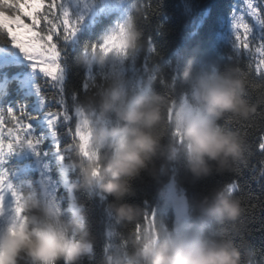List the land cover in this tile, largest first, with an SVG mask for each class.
Masks as SVG:
<instances>
[{
	"label": "trees",
	"instance_id": "trees-1",
	"mask_svg": "<svg viewBox=\"0 0 264 264\" xmlns=\"http://www.w3.org/2000/svg\"><path fill=\"white\" fill-rule=\"evenodd\" d=\"M129 2L130 22L127 30L130 24H135L141 34L140 48L132 56L123 48L114 52L106 49L109 62L103 68L83 66V61L91 59L92 54L98 51L105 53L99 46L93 49L86 44L72 57L70 68L74 71L69 74L67 84L69 103L71 89L79 90L81 80L86 77L85 90L80 93L76 102L74 138L62 153L64 158L51 161L54 171L57 169L66 183L59 192L60 198H66L60 213L65 218L82 215L93 240V250L82 260V264H142L130 259L134 245L139 243L159 246L176 234L177 227L169 197L171 187L177 194L189 198L190 222L197 218V206L200 202L205 199L210 201L217 191L223 190L239 199L243 208L240 218L235 223L207 221L203 236L220 239V234L224 233L225 238L230 239L241 252L242 264H257L259 249L254 250L249 240L257 247L264 246V230H259L264 225V210L260 207L249 208L247 205L264 204V180L260 184L254 180L259 173L261 160V154L256 149L259 135L256 126L264 127V86H254L242 66L228 59L233 51V22L229 13L237 0H202L201 7L187 20L186 29L183 28L184 18L175 8L176 0H162L161 15H168L170 20L164 34L159 37L154 34L159 17L153 21V25L145 19L151 0ZM70 6L71 2L67 0L66 9L77 15V10L67 8ZM198 24L197 34L191 35ZM109 25L106 18L101 17L96 32L99 33ZM150 33L153 34L151 39ZM104 37L105 34L99 37L101 42ZM87 38L82 37L81 43ZM115 55L119 56L114 57ZM186 70H190L193 76L230 75L244 81L243 98L256 107L255 114L246 121L226 116L219 122L224 130L243 139L244 162L234 165V170L230 172H217L213 165V171L209 175L196 178L188 170L182 151L172 161L166 156L158 155L149 170L142 172L131 182L134 194L122 201L139 210L138 219L132 223L118 221L109 207L114 203L113 199L105 198L96 189L85 187L82 176V169L87 167L90 160L95 159L102 164L111 155L109 145L101 148L94 141V136L101 127H112L118 123L114 113L101 118L100 100L106 90L117 83L128 96L147 93L162 97L165 101L164 122L158 129L161 146L165 150L169 144L182 147L174 117L179 108H187L191 104L190 90L182 79ZM75 71L80 74L77 75ZM13 96L25 101L29 107L35 103L33 97L20 92ZM241 171L243 175L239 176ZM216 178L225 182L216 183ZM233 178L240 182L236 193L229 190L226 182ZM71 200L73 207L70 206ZM28 215L27 213V218ZM17 264L32 262L22 256Z\"/></svg>",
	"mask_w": 264,
	"mask_h": 264
},
{
	"label": "clouds",
	"instance_id": "clouds-1",
	"mask_svg": "<svg viewBox=\"0 0 264 264\" xmlns=\"http://www.w3.org/2000/svg\"><path fill=\"white\" fill-rule=\"evenodd\" d=\"M140 38L135 24H130L126 33L115 38L116 47L132 56L140 48ZM108 62L109 57L98 51L85 59L83 66L103 68ZM182 79L191 93V104L179 108L174 117L182 147L169 144L165 150L161 146L162 97L147 93L128 96L117 83L100 100L101 118L114 113L118 123L101 127L94 141L101 148L109 145L111 155L102 164L90 160L82 176L85 187L113 199L109 207L118 221L138 219L139 210L122 201L134 194L131 182L148 171L158 155L172 161L182 151L188 170L196 178L209 175L213 165L217 172H230L244 162L243 139L219 123L226 116L246 121L255 114L256 107L243 98L244 81L230 75L193 76L190 70ZM24 209L29 215L23 225L0 231V264H17L22 256L32 264H82L91 254L93 240L82 215L65 218L37 200L26 201ZM242 212L239 199L217 191L210 201L200 202L197 218L177 234L159 246L137 243L130 259L142 264H242L241 252L224 233L220 239L203 236L207 221L235 223Z\"/></svg>",
	"mask_w": 264,
	"mask_h": 264
},
{
	"label": "snow or ice",
	"instance_id": "snow-or-ice-1",
	"mask_svg": "<svg viewBox=\"0 0 264 264\" xmlns=\"http://www.w3.org/2000/svg\"><path fill=\"white\" fill-rule=\"evenodd\" d=\"M67 0H0V95L20 92L34 98L32 107L18 103L0 107V179L8 183L9 173L3 169L7 157L27 147L38 158H45L42 169L50 168L51 160L63 159L75 132V109L80 93L85 90L84 79L79 90L67 87L72 57L87 46H97L107 54L109 40L99 37L107 33L111 24L99 33L100 18L118 8L120 0H79L82 11L73 15L66 9ZM162 0L148 4L145 19L153 25L154 34H164L168 15H161ZM202 5V0H176L175 8L187 20ZM232 20V54L230 61L242 66L251 83L264 86V0H237L229 13ZM203 19V17H201ZM118 21V20H117ZM199 24L191 35L197 34ZM150 33L149 38H152ZM88 38L81 43L82 37ZM155 46V41H154ZM76 72V71H75ZM79 75V72H76ZM259 133L256 149L261 154L257 184L264 180V127ZM249 133H246L248 135ZM252 155V153H251ZM247 168V167H246ZM255 171V168L252 169ZM239 176L243 175L241 171ZM216 183L225 182L221 178ZM231 192L239 190V180L226 181ZM249 208L264 204L247 205ZM264 230V225L259 229ZM249 240V239H248ZM259 249L257 264H264V246Z\"/></svg>",
	"mask_w": 264,
	"mask_h": 264
},
{
	"label": "water",
	"instance_id": "water-1",
	"mask_svg": "<svg viewBox=\"0 0 264 264\" xmlns=\"http://www.w3.org/2000/svg\"><path fill=\"white\" fill-rule=\"evenodd\" d=\"M173 211L178 225V232L183 225L190 222V203L187 196L176 197L173 203Z\"/></svg>",
	"mask_w": 264,
	"mask_h": 264
},
{
	"label": "rangeland",
	"instance_id": "rangeland-1",
	"mask_svg": "<svg viewBox=\"0 0 264 264\" xmlns=\"http://www.w3.org/2000/svg\"><path fill=\"white\" fill-rule=\"evenodd\" d=\"M170 195H171V198L174 197L175 195V190L173 188L170 189Z\"/></svg>",
	"mask_w": 264,
	"mask_h": 264
}]
</instances>
